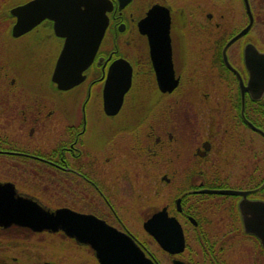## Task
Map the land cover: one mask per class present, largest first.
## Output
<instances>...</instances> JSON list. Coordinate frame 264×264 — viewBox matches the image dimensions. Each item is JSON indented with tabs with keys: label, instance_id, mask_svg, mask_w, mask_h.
Returning a JSON list of instances; mask_svg holds the SVG:
<instances>
[{
	"label": "flooded vegetation",
	"instance_id": "flooded-vegetation-1",
	"mask_svg": "<svg viewBox=\"0 0 264 264\" xmlns=\"http://www.w3.org/2000/svg\"><path fill=\"white\" fill-rule=\"evenodd\" d=\"M30 1L0 0V207L12 196L48 210L90 214L129 235L152 264H264V245L245 230L239 208L243 198L264 202V91L253 98L264 88V67L252 82L253 59H245L249 45L264 52V0H98L108 7L107 26L82 80L68 88L52 79L65 39L51 18L62 14L60 0H43L47 15L13 34L12 9ZM68 2L70 11L63 10L71 16ZM153 8L155 21L166 10L170 19L178 79L170 91L159 88L148 42L142 55L127 56L137 35L147 41L139 23ZM226 44L235 71L224 61ZM118 59L131 66V84L118 111L109 114L103 86ZM240 81L249 86L243 95ZM138 82L160 98H138L126 114V97ZM217 84L225 87L223 94L216 93ZM188 85L196 89L194 100L179 107ZM94 92L106 122L91 134ZM213 189L245 194L207 191ZM160 211L158 221L174 218L180 225L181 250L163 249L144 228ZM14 232L23 239L41 233L0 225V245ZM68 238L90 250L98 264L89 245Z\"/></svg>",
	"mask_w": 264,
	"mask_h": 264
},
{
	"label": "water",
	"instance_id": "water-1",
	"mask_svg": "<svg viewBox=\"0 0 264 264\" xmlns=\"http://www.w3.org/2000/svg\"><path fill=\"white\" fill-rule=\"evenodd\" d=\"M60 2L62 14L51 18L55 20L56 31L65 39L54 67L52 79L58 87L68 88L82 80L81 71L92 61L95 55L107 24L105 11L108 7L98 0H72V10L74 12L71 16H67L64 10L68 9L70 11V3L68 0H60L59 6ZM48 8L46 7V10H49ZM46 10L43 7V0H32L13 8L12 12L16 15L13 34H19L38 23L47 15ZM154 10L155 8L149 10L147 16L139 24L142 32L147 36L149 54L156 71L159 88L162 91H170L178 82V79L174 76L171 59L170 19L166 10L164 16L157 17V21H155ZM232 40H229L227 44ZM227 44L223 49V58L226 65L234 70L226 60L225 48ZM69 53H71L73 59L71 64L66 66ZM248 58L253 59L255 71L252 74L251 81L256 82V79L262 77L260 74L264 67V52H260L254 46L249 45L245 49V59ZM130 84L131 66L123 59L115 60L109 67L103 86V106L107 113L113 114L118 111ZM239 84L243 95V92L249 86L243 84L242 81ZM263 91L264 88L260 87L259 93L253 95V98H259ZM207 191L245 194V191L232 189ZM4 202L8 206L0 207V225L3 227L17 224L33 231L48 230L56 232L61 230L67 236L75 238L76 241L90 245L94 250L98 264H152L150 258L145 255L141 247L129 235L116 230L103 220L90 214L79 213L69 208L48 210L35 201L25 198L17 200L12 196L8 200L5 199ZM239 208L245 230L254 232L264 245V202L243 198L239 202ZM56 212L57 214H55ZM163 213L164 211H160L145 221L144 228L155 236L163 249L181 250L184 241L181 227L174 218H169L170 222L168 224L158 221ZM72 217H80L103 225L105 231L76 227L71 223ZM167 227L170 228V232L163 229Z\"/></svg>",
	"mask_w": 264,
	"mask_h": 264
},
{
	"label": "rangeland",
	"instance_id": "rangeland-1",
	"mask_svg": "<svg viewBox=\"0 0 264 264\" xmlns=\"http://www.w3.org/2000/svg\"><path fill=\"white\" fill-rule=\"evenodd\" d=\"M178 23L174 25L172 34L177 38ZM258 35V33H256ZM258 40V39H257ZM24 39L15 40V42H22ZM259 41V40H258ZM131 48L127 50V56L133 60L138 54H143L147 48V41L145 37L136 36L132 42ZM193 68L191 65L188 69L190 71ZM196 89L192 85H188L182 90L184 98L177 104V106H184L188 101H193ZM215 91L217 94H223L226 90L221 84L215 85ZM234 92V90H232ZM145 96L146 102H152L155 98H160L159 95L153 90L146 94V88L140 82L137 83L132 93L128 94L124 103L123 112L126 114L132 110L135 106V102L138 98ZM91 106L92 120H91V134L96 129L100 122H106L101 117L98 107H100V98L97 92L93 93V96L89 102ZM126 165L127 162L123 161ZM127 169L130 166L126 167ZM11 233V232H10ZM9 233V234H10ZM24 235V234H23ZM13 239H8L0 245V249H3V253L0 252V260L3 258L10 259L12 264H96L94 257L90 250L86 247L78 245L72 239L62 236L58 232L42 231L40 234L32 235L28 233L25 239L19 233L14 232L12 234ZM148 247L151 245L148 243ZM5 256V257H4ZM12 257L14 259L12 260Z\"/></svg>",
	"mask_w": 264,
	"mask_h": 264
},
{
	"label": "snow or ice",
	"instance_id": "snow-or-ice-1",
	"mask_svg": "<svg viewBox=\"0 0 264 264\" xmlns=\"http://www.w3.org/2000/svg\"><path fill=\"white\" fill-rule=\"evenodd\" d=\"M72 59H73V57H72L71 53H69L68 54V61L66 63V66L68 64H71ZM55 214H57V212ZM71 223L74 226H76V227H81V228H94V229H96L98 231H105L103 225H100V224L95 223V222H92V221H88V220L81 219L80 217H72L71 218Z\"/></svg>",
	"mask_w": 264,
	"mask_h": 264
}]
</instances>
